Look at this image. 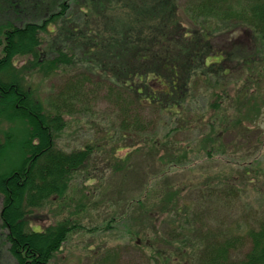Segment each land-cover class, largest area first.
Returning a JSON list of instances; mask_svg holds the SVG:
<instances>
[{"label":"trees","instance_id":"obj_1","mask_svg":"<svg viewBox=\"0 0 264 264\" xmlns=\"http://www.w3.org/2000/svg\"><path fill=\"white\" fill-rule=\"evenodd\" d=\"M38 1L41 7L33 17L30 0L28 5L26 2L19 6L10 4L18 15L6 22L2 18L6 15L4 8L0 7V125L5 121L19 122V133L23 127L19 136L25 134L17 143L18 155L21 156L18 165L13 164L0 172V223L5 229L7 250L15 264H49L64 247L69 235L77 230L95 229L63 219L55 225L41 226L39 231L26 230L31 221L44 220L40 211L50 202H63L66 199L73 174L88 167L94 150L89 146L71 153L58 149L55 139L67 125L61 107L55 104V112H49L31 88L26 86L25 76H32L35 69H40L47 77L59 68L60 63L70 62L60 48L56 49V56L46 59L41 44L42 35L50 31L48 26L66 17L69 10L72 13L74 0ZM153 3L158 4V1ZM185 7L161 6L158 8L161 15L142 28H137L138 23L144 19L150 20L151 16H141L135 21L138 15L131 13L128 17L129 8L124 9V20L130 22L129 19H135L130 23L137 28V35L128 34L126 40L124 32H117L114 44L107 45L105 49L109 56L118 57L125 64L120 67L99 65L100 72L114 79L115 83L122 84V89L129 93L128 97L133 101L127 106L128 114L123 106L120 108L123 109L122 115L131 118H123L118 124L121 128L126 127L120 135L130 144L125 146L129 150L124 157L116 155L123 147L112 150L114 160L122 164L116 162L114 169L122 170L130 158L139 157L147 164L146 167L153 170L145 194L130 196L123 215L129 216L131 207L133 215H137L134 220L145 221L139 226L145 230L148 224V230L153 232L155 222L160 216H165L169 230L172 227L173 231L169 232L167 238L154 232L159 247L147 245L153 254L152 261L157 259L158 264H264V230L256 234L251 232L244 238L237 235L222 242H211L212 248L199 258H194V261L189 250H195L197 243L179 237L180 234L176 238L177 224H181V217H186L193 207L190 206L192 200L189 191L195 189L201 196L199 201L202 204V198L204 201L208 198L212 202L217 201L214 198L216 193L224 194L216 190L218 186L233 189L239 185L235 182L237 176H229L228 171L214 176V179L209 175L205 181L185 180L180 184L171 182L166 176L159 190L153 194L158 203L144 204L153 182L163 175L172 174L173 170L186 171L183 169L186 164L183 163L188 159L187 153L180 155L177 139H173L176 132L192 130L194 126L191 123L200 119L209 133H199L202 137L199 138V151L205 152L206 157L213 161L218 157L214 153L223 147L224 135L230 133L234 140V133L239 137L238 131L241 136H247L248 132L260 129L258 121L264 109V0H191ZM22 11L26 20L19 15ZM135 12L141 13L137 7ZM213 19L219 22V26L235 23L249 29L256 46L259 45L253 54L240 58L242 67L237 74H232L229 68L222 65L224 55L215 52L211 43L207 42L215 32L210 31L208 23ZM222 27L218 32L223 31ZM139 33H143V36L140 37ZM19 60L23 61L20 67L17 66ZM199 88H203L202 97L207 102L205 114L193 115L186 106L193 99L192 92ZM118 99L122 103V99ZM132 105L134 108H131ZM135 109H151L158 114V118L145 123L147 119L137 117ZM165 115L174 122L164 124L160 132L163 127L161 116ZM145 130L148 135L143 138L140 133ZM13 134L1 130L0 158L14 148L12 141L16 135ZM209 145L212 148L209 149ZM246 168L245 174L248 175L250 170ZM248 184L253 190H258L254 181L249 180ZM187 192L189 196L185 195ZM132 206L139 208L137 213H134ZM195 217L198 218L197 212ZM135 235H140V230H136ZM245 239L250 241L249 250L242 259H233L232 254L242 248ZM171 248H175L176 252H172Z\"/></svg>","mask_w":264,"mask_h":264},{"label":"rangeland","instance_id":"obj_2","mask_svg":"<svg viewBox=\"0 0 264 264\" xmlns=\"http://www.w3.org/2000/svg\"><path fill=\"white\" fill-rule=\"evenodd\" d=\"M30 1L0 0V7L4 8L3 11L6 14L2 16L5 19L4 22L12 21L18 15L10 4L19 6L23 5V2L26 4L29 2L33 9V11L30 10L31 17L35 16L41 7V2ZM155 1L74 0L72 13L69 10L66 17L49 25L51 33L49 31L42 35L41 44L46 59L56 56V49L60 48L70 62L60 63L59 68L47 77L38 68L32 76H25L26 86L31 88L49 112H55V104L61 107L67 125L55 139L56 147L67 153L86 149L87 146L94 149L88 167L73 174L66 199L63 202L57 201L52 204L50 202L40 211L45 217L44 220H33L26 226L27 231H39L41 226L55 225L64 219L89 229L95 228L90 231L77 230L69 235L64 247L49 264H158L157 259L152 261L153 254L147 245L153 244L154 247H159L154 232L157 231L159 236L167 238L169 232L173 231L172 227L169 230L165 216L158 218L153 232L151 229L148 230V224L145 230L139 226L145 221L142 219H140L141 222L137 219L135 221L134 218L137 215H133L131 207L130 215L126 217L123 215L130 196L145 194V187L153 170L146 167L147 164L139 157L130 158L127 166L122 170L114 169L116 162L119 165L122 164L114 160L112 150L115 147H123L116 154L119 157H124L129 150L125 149V146L130 144V141L122 139L120 135V132H125L126 127L121 128L118 124L123 118L131 120L129 116L122 115V110L124 109L128 114L127 106H130L133 101L128 97L129 93L122 89V84L115 83L114 79L102 74L99 67L105 64L120 67L125 64L121 61L122 59L109 56L108 50L105 49L107 45L114 44L117 32H124V38L127 40L128 34L137 35L135 29L142 28L155 17L158 18L162 13L158 10L161 6L170 4L184 9L191 2V0H164L165 2L157 0L158 4H154ZM136 7L141 13L135 12ZM7 8L10 10L8 11ZM124 9H127L128 17L131 13L138 15L136 20L132 15L135 21H138L141 16L143 18L151 16L150 20H141L142 23L139 22L138 27L135 28L130 23L134 20L129 19L130 22L124 20ZM22 14L23 11L19 15L26 20L27 17ZM208 23H210V31L215 32L207 42L211 43L215 52L224 55L222 65L229 68L232 74H237L242 67L240 58L253 54L259 45L256 46L250 30L238 24L232 23L222 27L216 19ZM220 27L223 31L218 32ZM139 36L142 37L143 33H139ZM22 65L23 61L19 60L17 66ZM198 86L200 87V84ZM262 87L264 88V81ZM194 92H192L193 99L187 104L186 109L190 108L193 115L205 114L207 102L202 97L204 90L199 88ZM118 98L122 99V103ZM131 108L134 106L132 105ZM134 113L141 119L146 118L145 123H148L150 119L158 118V114L151 109L148 111L135 109ZM176 118L179 119V117ZM161 120L163 127L160 132L164 129V124L174 122L166 115L161 116ZM199 120L191 123L194 126L192 130H180L173 137L174 140L177 139L180 155L187 153L188 159L183 163L186 164L183 168L186 171L173 170L172 174H168L170 176L163 175L161 180L157 179L152 183V188H149L148 197L144 202L151 205L158 203L153 194L159 190L167 177L171 182L180 184L185 180L205 181L209 175L211 179H214V176L223 175L226 171L231 177L237 176L235 182L239 185L233 188L234 190L216 185L218 186L216 190L224 194L216 193L214 198H217V201L215 202H212L210 198L205 201L202 198L204 203L202 204L199 201L200 194L194 191L195 189L189 191L192 200L190 206L193 207L192 210L190 208L191 212L189 211L186 217H181V224H177L178 231L175 234L176 238L180 234L179 237H185L192 243H197L195 250L187 249L192 253L193 261L194 258H199L198 256L212 248L211 242H222L223 239L237 235L244 238L251 232L256 234L264 230V109L258 121L262 131L258 128L248 132L247 136H241V132L238 131L239 137H236L234 133V140L230 133L224 135L223 147L214 153L218 157L213 161L206 157L205 152L199 151L201 144L199 138H202L199 133H209L208 128ZM5 122L0 125V132L1 130L11 131L13 135H16V139L12 141L14 148L9 149L6 155L0 158V172L13 164L18 165L21 156L18 155L17 143L25 135L19 136L23 129L21 127L19 133V122ZM200 128L204 130L201 131ZM259 131L261 132L258 133ZM140 134L146 138L144 136L148 135V131H141ZM110 136L111 138L108 139ZM208 148L212 146L209 145ZM257 165L259 167H256ZM246 167L250 170L248 175L245 174ZM188 168L190 169L187 170ZM249 180L254 181L258 190L251 188L248 184ZM191 186L196 187V185ZM189 192L185 195L189 196ZM217 196L221 201H218ZM1 201L0 197V210ZM81 205H83L82 208ZM133 207L134 213H137L139 208ZM195 212L198 218L195 217ZM107 225L110 227L107 228ZM136 230H140V235H135ZM241 247L232 254L233 259L244 257L249 250L250 241L245 239ZM171 251L176 252V249L171 248ZM0 264H15L7 250L5 229L1 223Z\"/></svg>","mask_w":264,"mask_h":264}]
</instances>
